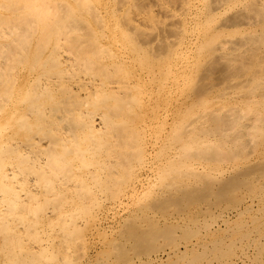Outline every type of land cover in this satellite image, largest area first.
I'll list each match as a JSON object with an SVG mask.
<instances>
[{"label": "bare ground", "instance_id": "obj_1", "mask_svg": "<svg viewBox=\"0 0 264 264\" xmlns=\"http://www.w3.org/2000/svg\"><path fill=\"white\" fill-rule=\"evenodd\" d=\"M0 264H264V0H0Z\"/></svg>", "mask_w": 264, "mask_h": 264}]
</instances>
